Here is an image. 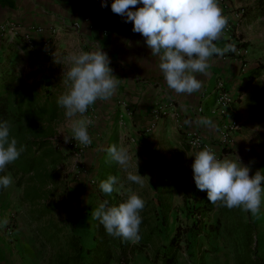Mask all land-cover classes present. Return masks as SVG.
<instances>
[{"label": "crops", "instance_id": "obj_1", "mask_svg": "<svg viewBox=\"0 0 264 264\" xmlns=\"http://www.w3.org/2000/svg\"><path fill=\"white\" fill-rule=\"evenodd\" d=\"M231 1L230 7L228 4L221 11L226 19L232 20L236 38L231 41L220 38L215 44L221 50L233 45L234 50L222 56L214 55L207 74H196L202 82L199 91L176 94L168 88L143 36L132 31L131 22H125L124 17L111 11L112 0H107V7L101 6V0H0V26L16 23L21 34H29L36 41V48L30 52L14 45L0 53V83L14 74L16 81L46 80L57 88V82H62L63 65L56 62L55 55L59 60L73 51L96 48L108 54L113 75L120 83L111 99L97 101L85 114L93 121L88 127L93 147L84 158L90 173L82 175L80 185L75 184L73 190L82 197L95 193L97 207L104 200L115 204L126 197L119 192L106 195L99 184L110 175L117 176L124 186L121 192L131 188L145 201L141 215L146 224L140 238L150 228H156L153 237L158 246L170 242L178 227L177 212L181 204L188 196L199 192L191 169L194 158L187 154L201 149L187 143L185 130H198L206 141H216L221 118L211 110V103L204 113L197 112V108L205 102L218 80L225 82L235 100L236 114H229L225 122L232 123L235 116L240 126L230 152L222 159L225 156L233 160L236 156L240 158L246 150L255 148L257 137L264 145V14L255 10L262 15L259 19H263V27L253 31L247 26V18L242 19L241 11L229 13L242 6V2ZM77 22L80 25L75 27ZM44 42L50 45L44 46ZM244 84L245 89L241 91ZM159 102H174L178 115L154 121L149 111ZM113 144L128 149L131 160L127 171L135 172L137 158L138 173L144 176L143 186L128 181L127 171L110 159L105 149ZM260 147H256L258 153ZM93 179L95 185L90 183ZM86 200L82 203L84 208L89 206V199ZM90 209L93 207L86 210ZM230 222L227 218V223ZM98 223L92 218L91 227L79 232L85 248L97 245ZM151 256L150 252L136 254L130 264H143V259L145 264H151ZM193 260L198 264V255ZM178 263L183 264L180 257Z\"/></svg>", "mask_w": 264, "mask_h": 264}, {"label": "clouds", "instance_id": "obj_2", "mask_svg": "<svg viewBox=\"0 0 264 264\" xmlns=\"http://www.w3.org/2000/svg\"><path fill=\"white\" fill-rule=\"evenodd\" d=\"M101 6L107 7V0H101ZM111 11L124 17L125 22H131L132 31L143 36L168 88L176 94L199 91L202 82L196 74L206 75L214 55L222 56L233 50L231 45L221 50L215 44L227 26L218 0H112ZM55 59L63 65L65 89L58 96L57 104L65 110L71 132L69 136L64 135V142L74 139L82 146H89L92 139L88 127L93 121L85 114L97 101L111 99L120 80L113 75L110 58L102 48L73 51L59 60L55 55ZM196 147L194 142L193 148ZM22 151L23 148H17V140L10 137V124L0 122V172L16 161ZM105 151L127 171L131 157L126 147L113 144ZM187 155L194 158L191 169L195 185L198 190L207 192L211 204L241 208L253 216L260 212L264 194L261 186L264 175L260 171L250 176L249 166L238 156L235 160L228 156L219 159L207 146ZM127 180L143 186L144 176L138 173L137 158L135 172L127 171ZM12 182L10 175L0 176V187L7 188ZM123 187L114 175L101 181L99 188L104 194L110 196L119 192L126 198L118 206L104 200L92 211V216L108 235L137 243L142 223L140 212L145 201L131 188L121 192Z\"/></svg>", "mask_w": 264, "mask_h": 264}, {"label": "trees", "instance_id": "obj_3", "mask_svg": "<svg viewBox=\"0 0 264 264\" xmlns=\"http://www.w3.org/2000/svg\"><path fill=\"white\" fill-rule=\"evenodd\" d=\"M255 9L264 14V0H258ZM16 82L13 74L0 83V122L7 121L10 124V137L17 140V148H23V151L16 161L0 172V176L7 175L9 171L18 177L17 186L23 188L21 202L38 206V209L32 211L37 214L33 219L41 221L60 206L55 192L61 189L65 193L67 190V183L60 178L59 169V165L66 156L54 146L50 139L56 134V125L62 117L63 108L57 104L60 94L51 90L43 91L42 82L31 85L21 80L18 85H15ZM44 88H46L45 85ZM244 89L245 84L241 91ZM229 152L230 149L224 151V153ZM4 190V187H0V193ZM200 194L201 198L196 197L197 193L191 195L196 197L199 205L195 208L197 204L194 203L195 212L191 215L198 214L200 219L193 220L184 227L179 225L168 244L158 246L153 237L156 228H150L139 242L133 243L108 235L105 228L98 223L95 237L97 245L94 248H85L80 236L69 235L64 245L58 243L55 257L50 264H111L114 261L119 264H130L136 254L147 252L152 254L151 264H177L184 244L191 245V238H198L207 228L214 227L208 226L205 222L210 212L207 192ZM122 200L118 199L115 204L109 201V204L118 206ZM232 212L235 210L225 206L222 209V215L227 214L229 222ZM141 217L140 237L146 224L143 215ZM233 221L232 219L230 223H227V220L224 222L226 224L224 232L240 246L235 250L236 264H264L263 259L256 257L252 224L245 223L241 219ZM218 223L221 224V220ZM50 226L51 229L57 228L58 233L61 231L56 223H50ZM57 234L49 238L48 242H51L53 237L55 239Z\"/></svg>", "mask_w": 264, "mask_h": 264}, {"label": "rangeland", "instance_id": "obj_4", "mask_svg": "<svg viewBox=\"0 0 264 264\" xmlns=\"http://www.w3.org/2000/svg\"><path fill=\"white\" fill-rule=\"evenodd\" d=\"M236 1V3L242 2V6L235 10L231 9L229 13H237L243 10L245 12L242 15V19L247 18L248 27L252 28L253 31L263 27V19H259L262 15H258V12L255 11L257 9H253L255 0ZM223 2L228 5L232 1L223 0ZM228 7H230V4ZM227 21L233 25L236 35V29L232 20L227 19ZM21 80L31 85L39 82L36 79L33 82ZM19 81L15 85H18ZM41 82L43 83V91L51 90L62 93L65 90L62 82H57V88L54 87L55 84L50 85L46 80H42ZM44 85L46 88H44ZM64 113L65 110L63 109L62 117L56 125V134L50 139L54 146L58 147L66 156L61 165H59V169L61 173L60 178L64 179V182L67 183V190L65 193L61 189L57 190L55 194L60 202L59 208L41 221H36L33 218L37 214L32 211L33 209H38V206L35 207L29 203L23 204L21 202L23 188L17 186L18 177L9 171L7 172V175L12 177L13 182L0 193V264H50L55 257L58 243L64 245L69 235H78L81 229H89L91 227L89 222L93 218L92 211L97 208L98 196H95L94 193L82 197L81 193L74 192L73 187L75 184L80 185L83 178L82 175L90 173V170L84 164V158L93 146L90 148L84 147L74 139L68 143L64 142V135H71L70 129L67 126L68 118ZM255 144V148L261 146L259 153L257 152V148L251 147L240 157L242 163L249 166L250 176L254 175L257 171H260L264 175V151L262 150L264 145H261L262 140L258 137L255 138ZM93 180L90 183H94L93 185H95L96 180ZM261 186L264 188V180L261 181ZM196 190L198 191V189ZM199 192L204 193L206 191L199 190ZM199 192L197 193V198H201ZM196 197L188 196L181 204L177 212L178 226L181 223L183 226H186L194 220L195 214L191 215V213L195 212L193 208L194 203L197 204L195 208L199 206ZM85 199H89V206L93 207V209L87 211L86 209L89 206L88 208H84L85 206L82 203H84ZM209 207L210 212L205 218V222H207L208 226L213 225L214 227L207 228L198 238H191V245H187L186 243L185 246L193 259L198 255V264L202 262L204 264H236L235 250L240 248V246L237 242L235 243L231 238L227 237L224 232V226H226L224 222L228 218L227 214L222 215L221 210L224 209V206H216L209 201ZM217 207H219V210ZM86 215H90V218H87ZM232 216H234V221L241 219L245 223L252 224L255 234L253 246L256 251V257L264 260V194H262L260 212L257 215L253 216L250 212L236 208L235 212H232L230 216V221L232 220ZM219 220H221V224L218 223ZM50 223L58 224L61 231L58 233L57 228L51 229ZM56 234L57 237L55 239L53 237L52 241L48 242V239ZM142 263L145 264L146 260L143 259Z\"/></svg>", "mask_w": 264, "mask_h": 264}, {"label": "built area", "instance_id": "obj_5", "mask_svg": "<svg viewBox=\"0 0 264 264\" xmlns=\"http://www.w3.org/2000/svg\"><path fill=\"white\" fill-rule=\"evenodd\" d=\"M220 9H226L227 5L220 0L218 3ZM243 14L244 12L241 11ZM80 24L75 23V27H78ZM221 38H224L228 41L234 40L236 38L233 25L229 24L227 21V26L224 28ZM18 45L19 48H22L26 51H32L36 48V41L29 34H21L19 27L16 23H7L3 26H0V53L4 52L7 48ZM50 42H44V46H49ZM235 46L232 45L234 50ZM210 95L205 97V102L197 108V112L204 113L207 111L209 103L212 104L211 110H213L216 116L221 118V131L219 136L216 138L215 142L206 141L202 133L198 130H185V137L187 143L193 148V143H197L195 149H203L205 146L210 147L217 158L222 159L225 154L224 151L231 147L233 137L239 131V122L234 116L232 123H226V117L229 114H236L234 110V98L230 95L227 90L225 82L220 79L216 82L215 86L212 88V91L209 92ZM212 102H211V101ZM178 115L177 108L174 102H159L152 106L149 111V116L154 121L165 120L170 117H176ZM92 139V138H91ZM89 146H84L90 148ZM198 214H195L193 219L198 220ZM184 227L183 225H181ZM13 230V229H12ZM12 233V232H11ZM180 259L183 264H195L192 256L189 254L185 244L183 249L180 251ZM179 264V263H177Z\"/></svg>", "mask_w": 264, "mask_h": 264}]
</instances>
